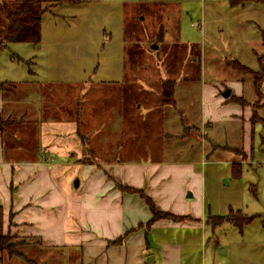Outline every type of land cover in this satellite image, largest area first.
<instances>
[{
  "label": "rangeland",
  "instance_id": "374dc122",
  "mask_svg": "<svg viewBox=\"0 0 264 264\" xmlns=\"http://www.w3.org/2000/svg\"><path fill=\"white\" fill-rule=\"evenodd\" d=\"M237 13L226 0H81L41 16L38 43L0 47V82L52 84L51 101H38L49 118L44 122H74L91 159L158 160L153 147L166 141L163 161L176 165L162 177L173 191L166 207L174 214L203 213L201 221L189 216L181 222L194 224L165 230L190 264H264V51L256 57L252 44L247 47L244 38L252 41L255 28L238 25ZM164 80L175 82L172 105L161 98ZM17 89L11 99L25 91ZM7 105L6 115L15 110ZM35 105L26 108L38 120ZM237 112L248 116L245 145L243 121H215ZM36 142L35 136L29 151ZM20 151L7 158L32 157ZM188 162L197 163L202 180L179 167ZM232 212L253 219L241 228L211 222ZM0 235L8 238L0 243V264H81L78 250H42L38 239L3 230L1 222Z\"/></svg>",
  "mask_w": 264,
  "mask_h": 264
},
{
  "label": "crops",
  "instance_id": "0c3cea01",
  "mask_svg": "<svg viewBox=\"0 0 264 264\" xmlns=\"http://www.w3.org/2000/svg\"><path fill=\"white\" fill-rule=\"evenodd\" d=\"M226 1L231 8L238 9V25L245 23L255 28L253 40L245 37L244 41L247 47L252 44V54L258 57V50L264 51V0ZM262 85L264 80L260 88ZM30 91L32 88L26 89L27 98L21 105L26 108L37 101L38 113L43 104L39 105L37 93ZM261 95L263 99L264 93ZM3 105L0 93V111ZM247 118V112L241 116L237 112L219 116L215 121H243L242 144L245 145ZM37 128V148L31 151L30 159H8L11 153L4 150L0 135V222L3 230L38 239L36 245L42 250L53 247L69 251L76 249L81 264H146L149 257L152 261L149 259L148 264H190L182 261L179 243L173 244L170 232L165 230L174 229V224L194 223L160 219L146 226L151 214L144 201L117 186L144 190L158 209L171 211L166 203L172 198L173 191L163 184L162 177L176 165L163 161L166 141L153 147V151H158V160L136 157L124 160L120 156L105 163L84 157V153L90 154L86 150L89 147L86 144L81 147L74 122H44L42 119ZM172 135L164 134L168 140ZM122 148L117 147L118 155L124 153ZM196 164L188 162L179 167L202 180V173L194 167ZM64 169H69L67 174H71L63 176ZM70 177L73 182L78 181L77 187L74 183L70 187ZM193 195L195 191L189 198ZM184 198L188 199L187 195ZM177 199L180 200L181 196ZM182 202L188 205V202ZM174 215H187L198 221L203 219V213L197 216L192 213ZM159 228L162 232L157 233ZM122 235V243L111 244Z\"/></svg>",
  "mask_w": 264,
  "mask_h": 264
},
{
  "label": "trees",
  "instance_id": "16d2710c",
  "mask_svg": "<svg viewBox=\"0 0 264 264\" xmlns=\"http://www.w3.org/2000/svg\"><path fill=\"white\" fill-rule=\"evenodd\" d=\"M81 2V0H15L14 2H2L0 3V47L4 44L12 43V42H25V43H38L40 39V19L41 16L49 11V8L60 5L63 3L76 4ZM53 3V4H52ZM45 4V5H44ZM237 65V63H235ZM261 65V63H260ZM259 65V66H260ZM239 68V66H236ZM262 68V67H260ZM246 70V69H242ZM31 74L32 71H30ZM264 80V74H263ZM254 86H256L257 81L254 80ZM51 85V84H49ZM43 86V85H34V82H23L20 84H14L11 82H0V93L2 96V100L4 105L0 111V135L2 137V143L4 150L10 151L12 153L13 150L20 151L21 154H25L29 151V143L31 144L33 140H35V136L37 134L38 122H42L45 119L46 109L44 103L41 107V110L38 112L39 120H33L31 117H28L27 108L22 111V114L18 116L19 105L23 101H26L27 92L26 89L35 88V91L38 95L39 101H51L50 98L52 96L53 87L52 86ZM260 85V84H259ZM55 86V85H54ZM18 87L25 88V91L18 95L17 99H11L10 96H16V92L18 91ZM161 98L166 100L167 103L173 104V93L175 82L164 80L161 83ZM258 84L256 90L258 91ZM240 101V99H238ZM7 104L15 105V110L10 111L8 115L4 113L5 106ZM9 105H7L8 107ZM30 112V111H29ZM54 114V113H53ZM34 126V127H33ZM36 128V129H35ZM81 139V138H80ZM81 142L82 139H81ZM36 144V143H35ZM33 147H37V144ZM90 154L84 153V157L91 159ZM89 156V157H88ZM84 158V159H85ZM88 159H85L86 161ZM118 188L130 194H136L144 201L148 210L151 214L150 220L146 223V226H150L153 222L166 219L174 222H181L187 215L177 216L170 212L160 211L156 208L152 199L144 194L143 190L132 189L127 187H122L121 185H117ZM209 219H211L209 217ZM253 219V217H247L246 215H242L239 212L230 213L225 217H218L211 219L213 225L218 224L221 220H225L234 226H238L239 228L242 225L247 224ZM140 224L139 226H141ZM124 236H120L117 240L112 241L111 244H120L122 243ZM8 238L4 235H0V243L3 241H7ZM4 243V242H3Z\"/></svg>",
  "mask_w": 264,
  "mask_h": 264
},
{
  "label": "water",
  "instance_id": "95a60500",
  "mask_svg": "<svg viewBox=\"0 0 264 264\" xmlns=\"http://www.w3.org/2000/svg\"><path fill=\"white\" fill-rule=\"evenodd\" d=\"M154 47H155V46H154ZM229 95H230V91H229V90H226L225 93L223 94V97H224V98H227ZM77 185H78V181L76 180V181L74 182V186L77 187ZM187 197H191L190 192L187 193ZM149 259H151V261H152V257H149V258L146 260V264L149 263Z\"/></svg>",
  "mask_w": 264,
  "mask_h": 264
}]
</instances>
